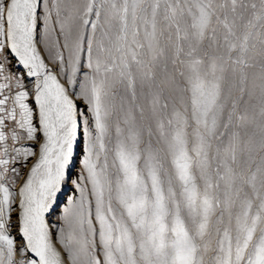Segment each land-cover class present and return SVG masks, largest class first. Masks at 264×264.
<instances>
[{"label": "snow or ice", "instance_id": "snow-or-ice-1", "mask_svg": "<svg viewBox=\"0 0 264 264\" xmlns=\"http://www.w3.org/2000/svg\"><path fill=\"white\" fill-rule=\"evenodd\" d=\"M0 264H264V0H0Z\"/></svg>", "mask_w": 264, "mask_h": 264}, {"label": "rangeland", "instance_id": "rangeland-1", "mask_svg": "<svg viewBox=\"0 0 264 264\" xmlns=\"http://www.w3.org/2000/svg\"><path fill=\"white\" fill-rule=\"evenodd\" d=\"M13 71H16V69H13ZM78 172H79V165L77 164V166L73 169V177H72L73 179L76 178V174H78ZM65 192L67 193V195H71L72 194L71 186L66 187ZM62 206L63 205L61 204V207ZM53 219H55V217H53Z\"/></svg>", "mask_w": 264, "mask_h": 264}]
</instances>
